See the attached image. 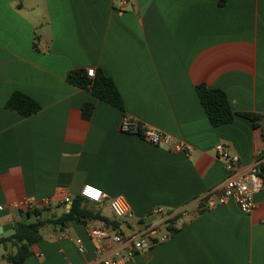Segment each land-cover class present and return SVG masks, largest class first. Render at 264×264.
Segmentation results:
<instances>
[{"label":"crops","instance_id":"1","mask_svg":"<svg viewBox=\"0 0 264 264\" xmlns=\"http://www.w3.org/2000/svg\"><path fill=\"white\" fill-rule=\"evenodd\" d=\"M92 68L114 80L123 110L69 83L70 73ZM202 84L225 91L235 112L264 115V0H0V226L23 222L18 206L27 199L41 209L50 198L47 218L59 219L91 184L107 197L83 208L118 228L127 223L110 209L116 198L138 225L158 207L182 220L128 264H264V189L251 214L205 197L227 177L219 144L241 165L259 159L264 169V119L259 128L242 117L214 127L196 90ZM15 92L42 109L30 117L7 109ZM86 103L95 106L90 119ZM125 115L192 150L123 133ZM109 225H47L23 264H96L87 228ZM5 252L0 245V264H12Z\"/></svg>","mask_w":264,"mask_h":264},{"label":"built area","instance_id":"2","mask_svg":"<svg viewBox=\"0 0 264 264\" xmlns=\"http://www.w3.org/2000/svg\"><path fill=\"white\" fill-rule=\"evenodd\" d=\"M122 2L126 6L129 0H122ZM95 73L96 70L93 68L87 70V75L90 78H93ZM120 130L125 134L138 135L154 146H168L173 143V149L176 152L189 153L192 150V147L185 141L176 139L171 134L157 130L130 115L123 117ZM215 152L224 163L227 177L208 191L205 197L208 200L214 198V202L218 205H226L233 201L243 213H253L257 207L255 195L264 189L263 162L258 159L251 165H241L240 157L232 154L222 144L215 147ZM80 196L93 204H101L107 197L101 188L91 184H87L81 189ZM64 201L71 203L72 200L67 197ZM51 205L52 200L50 198L42 201L44 208H49ZM109 205L115 219L127 223L126 228L129 234H126L124 228H118L115 225L87 228L88 237L97 243L95 249L96 264H128L138 254L149 252L156 243L168 240L170 230L166 227L172 226L176 229L182 225V220L172 221L171 213L166 212L163 207H158L154 208L149 215V218H155V220L140 229L138 222L133 221L135 217L132 209L123 199H112ZM18 207L28 211L37 209V204L33 199H27ZM0 209L3 210V207ZM163 228L166 231L157 238L158 232ZM76 244L81 254L86 253L87 248L81 238L76 239Z\"/></svg>","mask_w":264,"mask_h":264},{"label":"trees","instance_id":"3","mask_svg":"<svg viewBox=\"0 0 264 264\" xmlns=\"http://www.w3.org/2000/svg\"><path fill=\"white\" fill-rule=\"evenodd\" d=\"M68 81L74 86L90 90L92 95L97 99L116 108L124 109V101L120 90L114 80L102 70L96 71L93 78H90L85 70L74 71L68 75ZM196 90L205 112L214 127L231 124L237 117L249 120L255 128H259L262 125L263 114L235 112L225 91L212 89L204 84L198 85ZM6 107L25 117H30L42 109L38 102L23 92H15L8 100ZM94 108L93 103H86L83 106V116L85 119L92 117ZM84 202L85 200L81 196L76 198L70 211L56 220L52 217L45 218V214L50 211L47 208L25 211V220L17 223L19 228L16 234L9 238L0 237V245H3L6 251L4 258L12 264H23L32 254L33 245L43 239L42 230L47 225L60 226L62 223L70 221L85 223L87 219H101L106 224L117 226L116 222L85 210L83 208Z\"/></svg>","mask_w":264,"mask_h":264},{"label":"water","instance_id":"4","mask_svg":"<svg viewBox=\"0 0 264 264\" xmlns=\"http://www.w3.org/2000/svg\"><path fill=\"white\" fill-rule=\"evenodd\" d=\"M48 215H49L48 213L45 214V218H47ZM154 220H155V218H149L146 222L140 224L139 228L143 229L145 227V225L152 223ZM18 228H19V226L15 225L13 223H9V224H6L4 226H0V237L9 238V237L13 236L14 234H16Z\"/></svg>","mask_w":264,"mask_h":264},{"label":"rangeland","instance_id":"5","mask_svg":"<svg viewBox=\"0 0 264 264\" xmlns=\"http://www.w3.org/2000/svg\"><path fill=\"white\" fill-rule=\"evenodd\" d=\"M134 222H137V220H134ZM126 231V234H129V232L127 231V228H124Z\"/></svg>","mask_w":264,"mask_h":264}]
</instances>
